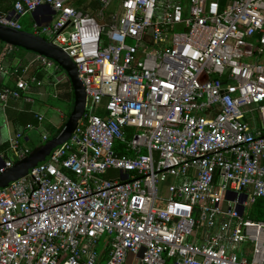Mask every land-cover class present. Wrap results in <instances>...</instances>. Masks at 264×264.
I'll return each mask as SVG.
<instances>
[{"label": "built area", "instance_id": "2783aa9c", "mask_svg": "<svg viewBox=\"0 0 264 264\" xmlns=\"http://www.w3.org/2000/svg\"><path fill=\"white\" fill-rule=\"evenodd\" d=\"M96 2L0 11L19 31L38 13L88 97L59 153L0 191V264H264V220L245 216L264 201V0ZM15 51L0 40V73ZM35 66L62 72L34 56L1 103L43 85ZM21 138L0 174L31 153Z\"/></svg>", "mask_w": 264, "mask_h": 264}, {"label": "crops", "instance_id": "0c3cea01", "mask_svg": "<svg viewBox=\"0 0 264 264\" xmlns=\"http://www.w3.org/2000/svg\"><path fill=\"white\" fill-rule=\"evenodd\" d=\"M15 2L16 0H0V11H11ZM70 3L83 9L90 8V10H93L97 8L96 0H70ZM31 16L34 24L36 19H39V15L37 13L31 14ZM33 58L34 55L19 49L7 56L5 64L15 75L7 76L0 73V90L3 88H15L22 71L21 68L25 65L28 66ZM36 69L38 72L41 66ZM41 71L45 73L44 78H41L43 85H32L21 98H12L7 105L0 102V163L2 159L16 160L17 158L12 149H10V139L21 134L20 142L23 148L32 151L34 148H31V145H33L37 149L39 147L36 146L38 142H44L45 137L49 140V128H54L58 131L67 119L68 113L74 108V91L63 72L57 73L55 78L51 75L53 73L52 70L46 71L42 67ZM56 79L60 80L59 85L56 84ZM39 117H43L42 122L39 121ZM46 121H48L49 125L45 124ZM29 126L33 127V129ZM252 206L245 211V216L251 219ZM251 250V245L245 244L238 252L240 256L249 258Z\"/></svg>", "mask_w": 264, "mask_h": 264}, {"label": "water", "instance_id": "95a60500", "mask_svg": "<svg viewBox=\"0 0 264 264\" xmlns=\"http://www.w3.org/2000/svg\"><path fill=\"white\" fill-rule=\"evenodd\" d=\"M0 40L16 49L23 50L34 56H42L60 67L70 82L74 91V108L67 117L61 131L51 140L33 150L17 165L8 168L0 174V191L9 188L12 184L28 177L33 171L47 164L72 139L77 127L82 121L87 107L86 89L79 78V72L73 59L58 45L27 31L16 30L0 25ZM236 193H229L228 198L234 199ZM247 199L246 194L240 195L241 202ZM243 214L244 208L239 207Z\"/></svg>", "mask_w": 264, "mask_h": 264}, {"label": "trees", "instance_id": "16d2710c", "mask_svg": "<svg viewBox=\"0 0 264 264\" xmlns=\"http://www.w3.org/2000/svg\"><path fill=\"white\" fill-rule=\"evenodd\" d=\"M26 66L27 65L23 66L21 68V70H24V68ZM37 67H40V66H35V67H33V69L30 70V75H37L36 77L41 80V78H44L45 73L41 71L42 67H41V69H39L40 71L38 70V72H37V69H36ZM21 73H22V71H21ZM72 110H73V108H72ZM72 110L68 113V116L71 114ZM63 125L56 132V134L54 135V137L58 135V133L61 131ZM116 149H117V151H123V147L120 144H117ZM119 154L120 155L124 154V151L123 152H120ZM252 207H253V209L251 211V217H252V219H255L256 221H262L263 220V217H264V201L262 199H260ZM253 216H255V217H253Z\"/></svg>", "mask_w": 264, "mask_h": 264}, {"label": "rangeland", "instance_id": "374dc122", "mask_svg": "<svg viewBox=\"0 0 264 264\" xmlns=\"http://www.w3.org/2000/svg\"><path fill=\"white\" fill-rule=\"evenodd\" d=\"M19 21L21 23V26L23 27L22 31H27V32H30V33H34V27H33V22H32V16H31V14H28L27 16L21 17ZM90 106H91V101L89 99V107ZM45 124L49 125L48 121H46ZM48 132H49L48 135L50 136L49 140H51L52 138H54V135L56 134L57 131L54 128H49ZM45 143H46V141H44V142H41L40 141V142H38V144L36 146H41V145H43ZM31 146H32L31 148H34V149L36 148L33 145H31ZM34 149H32V151ZM19 163H21V161H18L17 162V165ZM104 241H105V238L102 239V244H103Z\"/></svg>", "mask_w": 264, "mask_h": 264}]
</instances>
